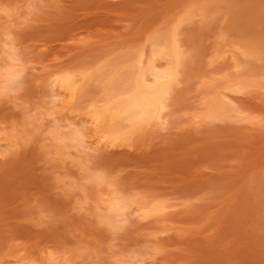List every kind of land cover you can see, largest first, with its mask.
<instances>
[{
    "label": "rangeland",
    "instance_id": "374dc122",
    "mask_svg": "<svg viewBox=\"0 0 264 264\" xmlns=\"http://www.w3.org/2000/svg\"><path fill=\"white\" fill-rule=\"evenodd\" d=\"M0 264H264V0H0Z\"/></svg>",
    "mask_w": 264,
    "mask_h": 264
},
{
    "label": "bare ground",
    "instance_id": "6f19581e",
    "mask_svg": "<svg viewBox=\"0 0 264 264\" xmlns=\"http://www.w3.org/2000/svg\"><path fill=\"white\" fill-rule=\"evenodd\" d=\"M168 50L169 49L166 51L167 54H169ZM173 54L175 53L173 52ZM171 57L172 59L174 58L173 55ZM173 62L174 61H172V63ZM148 69H150L149 71L153 73V83L147 84L144 77L140 76V78L136 80V83H134V86H132L133 89L131 90L130 95L125 97L123 96L122 98L120 97L118 100L112 99L106 103L103 108L106 116L112 118L113 116L119 114L125 115L128 119L130 118L134 121V126L138 123L137 121H139V119L146 120L150 117L158 116V110L162 107L164 101L163 98L165 94H167L166 92L167 89H169V83L173 80L175 74L173 69L159 70L154 68L153 65H150L147 70ZM60 82L69 84V78L63 77Z\"/></svg>",
    "mask_w": 264,
    "mask_h": 264
}]
</instances>
